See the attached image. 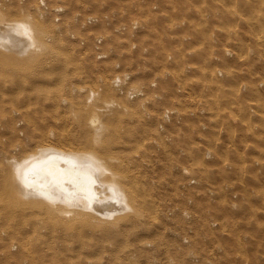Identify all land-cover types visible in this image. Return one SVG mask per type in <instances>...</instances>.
<instances>
[{"label": "rangeland", "instance_id": "obj_1", "mask_svg": "<svg viewBox=\"0 0 264 264\" xmlns=\"http://www.w3.org/2000/svg\"><path fill=\"white\" fill-rule=\"evenodd\" d=\"M58 1L64 4L65 11L74 14L76 11L83 14L88 11L100 13L103 6L120 11L124 8L126 15L112 17L116 24L123 22L126 27H134V21L141 24L138 28L127 27L125 33L114 30L119 33L116 34L119 41L115 39L113 46L116 52L113 59L107 61L96 60L90 48L89 60L77 61L76 50L64 51L57 45L59 39L65 43L60 35L44 50L46 60L52 59L56 51L62 52L60 56L67 60L66 76H70L71 80L45 84L49 90L68 93L67 101L75 94L79 102H90L101 114L109 96H103V102L100 96L95 95L99 89L98 82L115 81L113 76L124 70L129 73L121 85L109 83L111 89L115 87L114 95L124 96L130 91L128 87L142 89L144 93V96L140 95L143 97L140 100L131 94L132 98H128L137 101L131 102L134 106L129 110L131 113L128 110L123 113L119 111V114L111 117L108 126L109 132L115 133L112 139L116 143L142 144L139 148H129V152L143 159V162H129L138 177L133 178L131 188L140 193V200L133 204L131 215L136 217L140 213L147 220L140 217L144 221H138L135 227L138 232L131 239L133 245L129 249L140 242L149 241L151 245L139 251H121L114 247L112 257H121L129 264H195V256L199 259L197 264H264V120L254 114L259 110L255 107L250 109L253 103L264 101V88L258 87L261 90L256 91L257 95L235 90L244 81L248 84L253 72H264V68L255 65L252 57L256 46L254 35H260L264 41V23L253 27L247 22L248 18L254 23L264 21V2L258 5L257 0H223L228 1L231 10L229 18L228 14L226 17L221 12L219 5H209L205 0L51 2ZM200 13L205 16L215 14L208 29V23L201 20ZM16 14L9 11L5 16L15 18ZM45 16L54 18L49 14ZM223 20H227V23ZM187 21L189 25H194L193 28L203 27L205 32L210 31V35L214 29L222 30L221 26L232 32L226 38L213 32L216 44L211 46L206 39H198L196 32L193 36L188 33V28L177 29L178 25ZM54 22L58 23L59 20ZM86 29L89 30L85 33L89 46L92 44L93 48L95 35L99 31H103L107 38L108 31L113 30L106 25ZM137 29H140L139 32ZM188 36L194 39L190 47L195 49V53L203 50V55H190L175 62L174 59L184 48L185 43L181 41ZM236 44L243 45L244 56L234 57ZM226 49L233 52V57L225 53ZM216 53L228 58L220 61L217 56L215 61H211V56H216ZM185 59L188 60L184 62ZM188 64L196 68L189 70L185 67ZM33 69L40 70L39 64ZM138 73H143L145 77L128 78ZM42 74L49 76L46 72ZM179 74L192 76L185 78L201 81L209 88H218L206 92L197 88L189 90L185 88L186 79L174 78ZM161 75L171 79L161 81ZM1 78L5 89L16 85L19 89L33 90L35 78L23 70L0 72ZM165 81L170 83L171 92L153 108L149 102L157 94L163 95L165 90L168 91L167 86L162 84ZM120 87L125 89L124 94L120 92ZM91 93L94 95L90 99L88 94ZM6 105L9 111L2 117L14 114L16 108L21 112V107L12 106V101ZM259 109V113H264V107L259 106ZM62 116L68 131L73 133L74 111L67 107L63 109ZM17 123L14 126L19 132ZM3 137L6 135L0 132V141ZM190 188L193 189L192 193H189ZM115 223L118 227L113 231H121L123 221ZM4 227L0 221V230L5 231ZM100 231L92 239L95 241L99 238V249L94 245L96 249L93 255L86 248L68 249L67 245L74 240L72 238L50 237L45 238L43 243L39 237L30 239V245L41 244L37 249L31 247L30 250L34 251H28L29 243L21 247L19 238L23 235L29 237L31 232L6 235L0 239V264L7 263V260L4 261L6 254L10 252L16 255V248L21 250L27 246L21 254L16 255L15 262L9 264H24L23 260L33 259L35 250L41 253L38 264H74L84 258L106 264L110 251L103 244L108 243L109 235L103 226H100ZM13 244L15 248H12Z\"/></svg>", "mask_w": 264, "mask_h": 264}, {"label": "bare ground", "instance_id": "obj_2", "mask_svg": "<svg viewBox=\"0 0 264 264\" xmlns=\"http://www.w3.org/2000/svg\"><path fill=\"white\" fill-rule=\"evenodd\" d=\"M51 1L0 0V72L23 70L27 75L35 78L32 82L33 90L29 91L25 88L19 89L16 85L14 88L5 89L4 81L2 78L0 79V132L6 135L0 141V221L5 226V231L0 230V239L6 235L31 232L30 238L27 235L19 238L22 247L28 243L30 245V239L38 237L42 243L45 242V238L50 237L72 238L74 240L67 245L68 249L84 250L86 248V251L93 255L96 249L94 245L99 249V241H97L99 238L95 240L96 243L92 239L100 234V226H103L109 235L108 243L103 244V246L107 245L110 251V257L105 261L106 264H129L121 257H112L114 247L121 251H139L142 248L147 249L146 247L151 245L149 241L140 242L129 249L133 245L131 239L133 240L138 232L135 228L138 221L143 222L144 220L141 218L147 220L146 216L142 217L140 213L136 214V217L131 215L133 204L140 200V193L135 188H131L133 178L138 177H136L134 168L129 166V162L138 160L143 162V159H139L137 154L129 152L131 151L129 148L131 149L133 146L139 148L142 144L138 142L129 145L124 141L116 143L112 139L115 133L109 132L108 125L111 123V117L119 114V111L123 113L128 110L130 112L129 110L134 108L131 102L137 101L128 98H132L131 94L137 97L135 99L140 100L143 98L140 95L144 96V93L141 91L142 89L128 87L130 91H127L124 96H118L117 93L114 95L115 87L111 89L109 83L111 85L115 83V86L121 85L129 73L125 70L121 74L117 73L113 76L115 81L98 82L99 89L95 91V95L100 96L101 99L103 96H109L107 104L100 114L90 102H79L75 94L71 100L67 101L68 93L65 91H52L46 88V83L54 84L66 79L71 80V77L66 76L65 62L67 60L60 56L59 53L62 52L56 51L50 60H46L44 55L45 48L51 46V41L60 35L65 43L59 39L57 45L61 46L60 48L64 51L65 49L76 50L77 61L89 60V48L96 60L113 59V54L116 52L113 44L115 39H119L117 36L119 33L114 30L125 33L126 28L130 26L126 27L123 22L116 24L112 17L126 15L127 11L124 8L120 11V9L111 10L103 6L100 13L88 11L83 14L76 11L74 14L65 11L61 1H58L61 3L58 5H56L58 2ZM205 1L209 5H219L222 8L221 12L226 17L228 14L230 18L231 10L228 8V1ZM257 2L260 5L264 0H257ZM9 11L17 13V17L8 19L5 13ZM195 11L197 10L195 9ZM43 13L52 15L54 18L45 16ZM200 15L201 20L208 23V29L215 14H206L205 16L204 13H200ZM47 20L53 25H50ZM54 20H59V22L55 23ZM223 21L225 24L227 23V20ZM247 22H250L253 27L264 23V21L254 23L251 18H248ZM133 24L136 25L130 27L131 29L141 27L138 21H134ZM101 25H106L113 30L108 31L107 38L103 31H99L95 35L94 48L92 44L90 47L88 37L85 35L89 30L86 28ZM193 26L189 25L187 21L178 25L177 29L188 28L189 34L194 36L196 32L198 39H206L211 46L216 44L213 40V32L214 34L218 32V36H222V38L228 37L232 32L228 30L229 28L225 29V26H221L222 30L214 29L210 35L208 34L210 31L205 32L203 27L193 28ZM129 29L127 32L130 31ZM139 30L136 31L139 32ZM45 32L49 35L47 36ZM51 32L54 34L51 35ZM253 39L256 45L254 53L252 52L254 63L258 68H264L263 38L260 35H254ZM181 43H185L184 48L182 47L183 51L181 50V54L179 53L174 59L175 62H180L184 57L190 55H203V50H197L195 53V49L190 47L194 43L191 36L184 37ZM177 46L180 49L178 44ZM235 48V58L244 56L242 44H236ZM146 51L147 49H145ZM225 53L229 57H233V52L230 49H226ZM216 54V56H211V61H215L217 56L220 61L223 58H228L222 54ZM126 55L129 56L128 53ZM187 60L185 59L184 62ZM37 64H39L40 70L33 69V66ZM185 67L189 70L196 68L193 64H188ZM41 72H46L49 76ZM216 72L217 69H215ZM144 77L143 73L128 76L129 79ZM185 77L192 76L182 74L174 76V78L186 79L187 86L185 88L189 90L197 88L199 91L206 92L218 88L212 89L201 81ZM161 78V81L171 79L163 77V75ZM162 84L167 86L168 91L165 90L166 93L163 95L157 94L156 98L149 102L153 108L161 103L163 96H167L171 92V85L168 81ZM258 87L264 88V72H253L251 81L248 84L245 81L242 82L235 90L238 93L257 95L256 91L261 90ZM119 89L123 94L126 92L121 87ZM76 94L79 95L77 92ZM88 95L91 99L94 94ZM9 101H12V106L21 107V112L16 108L13 111L15 115L2 117L9 111V107L7 108L6 105ZM253 104L251 110L255 107L257 111H260L259 106L264 107V101ZM67 107L71 108L75 115L73 133L68 131L62 116L63 109ZM259 111L254 114L257 118L264 120V113L261 114ZM150 114L154 116L153 113ZM12 122H18L16 125L20 129L19 132L14 126L15 123L13 125ZM19 133H23V135ZM183 186L186 187L187 183ZM192 192L193 189L190 188L189 193ZM119 220L123 221V229L113 231L118 227L115 222ZM262 230H264V224ZM121 235H123L122 238ZM236 237L239 236L236 235ZM40 244V242L33 243L29 247L27 246L28 249L27 247L23 248L34 251L30 250L31 247L37 249ZM15 247L16 245L13 244L12 248ZM24 249L16 248L15 253L18 252L16 255L21 254ZM40 254L35 250L33 259L23 260V263L38 264ZM16 255L10 252L6 254L5 260L3 259L7 260L5 264L15 262ZM198 260V257H193L195 264L198 263ZM83 261L86 264H100L98 260L91 262L87 258L80 259L74 264H78V262L81 264Z\"/></svg>", "mask_w": 264, "mask_h": 264}]
</instances>
